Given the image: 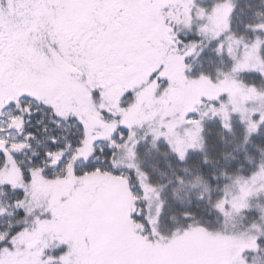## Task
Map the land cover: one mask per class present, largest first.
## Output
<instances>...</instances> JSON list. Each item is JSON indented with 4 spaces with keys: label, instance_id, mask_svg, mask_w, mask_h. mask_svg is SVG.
I'll return each instance as SVG.
<instances>
[{
    "label": "snow or ice",
    "instance_id": "snow-or-ice-1",
    "mask_svg": "<svg viewBox=\"0 0 264 264\" xmlns=\"http://www.w3.org/2000/svg\"><path fill=\"white\" fill-rule=\"evenodd\" d=\"M0 264H264V0H0Z\"/></svg>",
    "mask_w": 264,
    "mask_h": 264
},
{
    "label": "trees",
    "instance_id": "trees-1",
    "mask_svg": "<svg viewBox=\"0 0 264 264\" xmlns=\"http://www.w3.org/2000/svg\"><path fill=\"white\" fill-rule=\"evenodd\" d=\"M160 166H161V168H164V162L162 159L160 160Z\"/></svg>",
    "mask_w": 264,
    "mask_h": 264
}]
</instances>
